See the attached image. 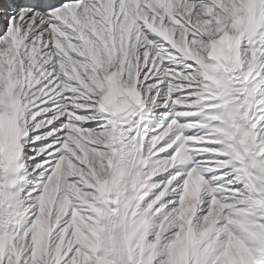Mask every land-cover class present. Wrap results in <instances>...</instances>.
<instances>
[{"label": "snow or ice", "instance_id": "1", "mask_svg": "<svg viewBox=\"0 0 264 264\" xmlns=\"http://www.w3.org/2000/svg\"><path fill=\"white\" fill-rule=\"evenodd\" d=\"M0 264H264V0H0Z\"/></svg>", "mask_w": 264, "mask_h": 264}]
</instances>
